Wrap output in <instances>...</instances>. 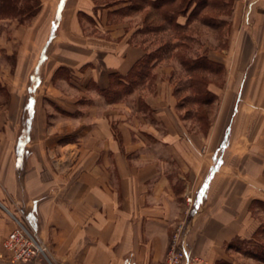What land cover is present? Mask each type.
Returning a JSON list of instances; mask_svg holds the SVG:
<instances>
[{
    "label": "crops",
    "instance_id": "crops-1",
    "mask_svg": "<svg viewBox=\"0 0 264 264\" xmlns=\"http://www.w3.org/2000/svg\"><path fill=\"white\" fill-rule=\"evenodd\" d=\"M96 1L40 0L29 23L0 20V84L19 101L28 79L33 133L0 142V256L16 227L7 211L20 210L46 251L18 264H165L176 237L197 264H264L232 246L264 229V0H235L219 17L226 45L204 50L234 94L219 143L188 133L159 64L106 99L146 53L131 21L148 9L123 16L131 1Z\"/></svg>",
    "mask_w": 264,
    "mask_h": 264
},
{
    "label": "rangeland",
    "instance_id": "rangeland-1",
    "mask_svg": "<svg viewBox=\"0 0 264 264\" xmlns=\"http://www.w3.org/2000/svg\"><path fill=\"white\" fill-rule=\"evenodd\" d=\"M112 1L116 0H98L96 2L98 5H105ZM130 1L139 7V9L134 12L148 9L145 10L144 14L138 13V16H136L137 18L131 21L133 27L140 26L138 30L139 33L134 38L135 43L145 47L146 53L149 55L150 75L148 79L152 77L153 68L159 64L158 66L161 71L156 72L155 70V76L160 74V76L165 78L172 87V90L176 93L178 98L177 107L179 108L178 114L180 118L188 120V133L194 135L195 140L197 139L201 143H219L223 134V127L227 124L231 114V107H227L224 99H226V97H231L232 101L234 98L232 92L229 93L224 90V88H226L227 71L222 64H216L213 73L207 76L204 74L203 76L201 73L193 72L191 66L196 58L205 56V49H218L226 45L227 40L225 37L228 29H225V31L222 30L219 17L221 14H228L233 10L235 0H210V3L207 5L208 8H206L207 6L202 8L203 5H200L198 8L194 3H190L189 0H177L173 5L176 13L172 15V17L176 20V18L181 15H186L188 12L187 25L185 27L187 31H185L186 29L183 30L177 27L175 20L170 25L161 21L159 17L150 19L149 15L154 14V11L146 3H141L140 5L137 4V0H127L118 5ZM223 3L226 4V6H223ZM109 6H112V4ZM131 13L133 12L127 14ZM192 24L194 26L188 30L189 26ZM203 25H208L216 30L212 31L211 28L208 29ZM51 47L52 45H50L48 49V54L51 53ZM46 71L47 66L42 69L41 78L43 82L46 79ZM135 79L137 78L134 72L126 78L125 82L116 80L115 84L118 81L119 88L117 89L124 88L125 86L127 87L129 84L131 85L128 89H138L144 82ZM191 83H196L197 89H200L206 94V97L200 99L199 96H196L197 89L191 88ZM212 84L222 89V91L219 92V96L208 90L209 86ZM29 86L30 83L26 78L24 84L17 86V90L21 92L17 93L21 95L22 98H19V101H13L8 98L7 88L0 84L1 143H12L13 145L16 139L19 141L18 143H20L23 141L22 139H28L29 135L30 137L33 136V133L28 129L29 116H27L25 111L26 98L28 96L27 88ZM155 90L154 85H145V88H143L145 93H153ZM40 97L41 93L38 94L37 99H40ZM197 198L194 195L191 196L192 202ZM262 210H264V208ZM19 211L20 210H15L13 213L20 216ZM232 246L244 255L256 257L257 260L264 263V232L259 233L252 241H236ZM2 250L4 254L0 256V264L19 263V261L14 260L12 253L5 251L3 247Z\"/></svg>",
    "mask_w": 264,
    "mask_h": 264
},
{
    "label": "trees",
    "instance_id": "trees-1",
    "mask_svg": "<svg viewBox=\"0 0 264 264\" xmlns=\"http://www.w3.org/2000/svg\"><path fill=\"white\" fill-rule=\"evenodd\" d=\"M126 1L127 0H116V1H112L111 3H106L105 5L106 6H109L110 4L115 5ZM176 1L177 0H137V4L140 5L141 3L148 4L154 11V14H151L149 16L153 18L159 17L161 21L171 25L175 20L173 19L172 15L176 13L175 8H173V5ZM189 2L194 3L198 8L200 5H203L202 8H205L208 5V3H210V0H189ZM138 9L139 7H137L132 3L130 7L126 9H121L117 12H119L120 15H125L129 12L137 11ZM40 10H41L40 0H0V20H7V19L15 20L19 24L24 25L29 23L31 20H33L40 13ZM175 22L177 27L183 29V27L177 23V18ZM148 57H149L148 53H145L144 57L134 66L132 71L129 73V75H131L132 73L135 72V76L137 78L135 80L145 82L149 78L150 59ZM215 67H216V63L210 61L206 56H203L200 58H196L194 60L191 66V70L193 72L201 73L203 74V76L204 74L207 76L208 74L213 73ZM129 75L127 77H129ZM127 77L123 79L114 78V82H112L110 89L103 92V95L106 97V99L115 100L122 95L132 93L136 89V88L128 89L131 84H129V86L127 87L125 86L124 88L117 89L119 88L118 81L125 82ZM116 80L118 81L115 84ZM191 88L197 89V84L191 83ZM196 96H199L200 99H203L206 97V94H204L200 89H197ZM261 206L262 208H264V204H261ZM262 232H264V229L262 230Z\"/></svg>",
    "mask_w": 264,
    "mask_h": 264
},
{
    "label": "built area",
    "instance_id": "built-area-1",
    "mask_svg": "<svg viewBox=\"0 0 264 264\" xmlns=\"http://www.w3.org/2000/svg\"><path fill=\"white\" fill-rule=\"evenodd\" d=\"M192 203V199L187 200ZM15 221L16 227L3 242V249L13 254L14 260L22 262L32 259L36 254L44 255L46 248L38 239V234L26 216L19 211L20 216L7 211ZM198 259L188 256L186 248L178 238H174L170 251L167 254L165 264H197Z\"/></svg>",
    "mask_w": 264,
    "mask_h": 264
},
{
    "label": "bare ground",
    "instance_id": "bare-ground-1",
    "mask_svg": "<svg viewBox=\"0 0 264 264\" xmlns=\"http://www.w3.org/2000/svg\"><path fill=\"white\" fill-rule=\"evenodd\" d=\"M56 9V8H55ZM17 142V139H16V141H15V143Z\"/></svg>",
    "mask_w": 264,
    "mask_h": 264
}]
</instances>
